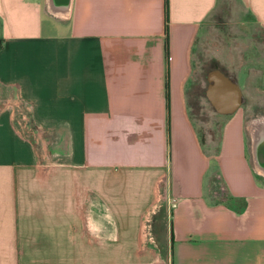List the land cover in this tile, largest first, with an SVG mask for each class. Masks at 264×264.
<instances>
[{"label":"crops","instance_id":"obj_1","mask_svg":"<svg viewBox=\"0 0 264 264\" xmlns=\"http://www.w3.org/2000/svg\"><path fill=\"white\" fill-rule=\"evenodd\" d=\"M60 5L0 0V264H264V173L251 140L246 153L242 87L211 67L201 100L196 80L208 20L239 5L264 32V0ZM221 75L239 90L230 114L214 105L233 93ZM196 100L229 114L214 151L196 128ZM20 104L28 136L15 129ZM224 152L235 175L226 182ZM216 181L226 198H211ZM162 195L167 248L137 236Z\"/></svg>","mask_w":264,"mask_h":264},{"label":"rangeland","instance_id":"obj_2","mask_svg":"<svg viewBox=\"0 0 264 264\" xmlns=\"http://www.w3.org/2000/svg\"><path fill=\"white\" fill-rule=\"evenodd\" d=\"M235 8L237 9L223 10V14L218 20H208L199 46L201 50L198 56L199 76L196 80L197 87L200 90L197 94L203 100V72L211 67H218L225 74L230 75L236 81L238 80L240 87H242V90L240 89L242 101L239 108L242 110L243 116H245L243 122L245 126L246 153L251 160L250 137L246 123L250 117L264 114V32L257 28L245 11L239 9V5ZM251 68L255 69L256 74H249L248 83L246 84L253 86V88L248 90L245 87V80L246 74L250 72ZM190 109L196 119L195 124L199 135L207 142V149L209 151L216 150L224 119L230 113L224 115L216 114L208 102H199L198 100L194 101V106ZM41 133L44 135V142H46L47 155L52 157L53 153H49V148L51 149L53 146V132L51 129H44ZM229 155L224 152L220 163L221 167L216 168L219 169L225 182L226 179L230 178L231 181L235 177L232 169H228V164H230ZM209 164L208 172L212 170L213 162L210 161ZM220 168L223 171H220ZM212 177L215 176L212 175ZM260 177L264 179L263 174ZM215 178L218 179V177ZM211 187L210 196L213 200H219L222 197L226 198L225 189L220 182H213ZM152 204H154V209L150 212L145 222L146 232L141 227L144 221L142 217L137 236L142 242L163 243L162 246L165 248L166 245L167 248V212L171 206V200H167V196L164 197L162 195V197L160 196L157 200H154ZM95 240H98V235H96Z\"/></svg>","mask_w":264,"mask_h":264},{"label":"water","instance_id":"obj_3","mask_svg":"<svg viewBox=\"0 0 264 264\" xmlns=\"http://www.w3.org/2000/svg\"><path fill=\"white\" fill-rule=\"evenodd\" d=\"M55 1H59L61 4L60 6H65V0H51V4L54 5ZM221 83H226L229 84L231 83L232 88H233V93L231 94V101L229 105H225V97L224 95L218 96L217 99L214 100V105L217 109V111L222 112V113H230L232 112L240 103V98L238 95V88L235 83L229 79V76L226 75H221ZM252 142V141H251ZM252 151H253V157L256 161V164L264 169V134L258 135L255 142L252 143Z\"/></svg>","mask_w":264,"mask_h":264},{"label":"bare ground","instance_id":"obj_4","mask_svg":"<svg viewBox=\"0 0 264 264\" xmlns=\"http://www.w3.org/2000/svg\"><path fill=\"white\" fill-rule=\"evenodd\" d=\"M51 2V0H50ZM53 8V6H51ZM54 10V8L52 9ZM55 12V11H54ZM246 128L250 137L251 147L252 143L255 142L258 135L264 134V114H259L253 117H250L247 120ZM253 148V147H252ZM256 170L258 172L264 173V169L256 165Z\"/></svg>","mask_w":264,"mask_h":264},{"label":"built area","instance_id":"obj_5","mask_svg":"<svg viewBox=\"0 0 264 264\" xmlns=\"http://www.w3.org/2000/svg\"><path fill=\"white\" fill-rule=\"evenodd\" d=\"M16 110L17 116L14 119L16 131L24 136L31 135L33 133V129L28 115V106L20 104L16 107Z\"/></svg>","mask_w":264,"mask_h":264},{"label":"flooded vegetation","instance_id":"obj_6","mask_svg":"<svg viewBox=\"0 0 264 264\" xmlns=\"http://www.w3.org/2000/svg\"><path fill=\"white\" fill-rule=\"evenodd\" d=\"M231 77V76H230ZM208 80V79H207Z\"/></svg>","mask_w":264,"mask_h":264}]
</instances>
